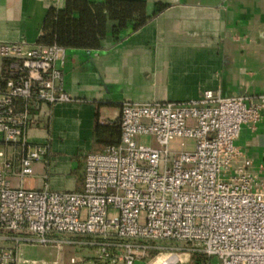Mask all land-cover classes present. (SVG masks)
I'll return each instance as SVG.
<instances>
[{"label":"built area","instance_id":"2783aa9c","mask_svg":"<svg viewBox=\"0 0 264 264\" xmlns=\"http://www.w3.org/2000/svg\"><path fill=\"white\" fill-rule=\"evenodd\" d=\"M67 59L58 44L0 42V264L30 262L27 244L55 246L54 264L66 248L69 264L86 253L106 264H264V173L236 144L263 120L264 94L124 102L119 120H101L120 126V141L86 154L81 191L24 185L49 154L29 137L36 115L73 100Z\"/></svg>","mask_w":264,"mask_h":264},{"label":"crops","instance_id":"0c3cea01","mask_svg":"<svg viewBox=\"0 0 264 264\" xmlns=\"http://www.w3.org/2000/svg\"><path fill=\"white\" fill-rule=\"evenodd\" d=\"M133 1L143 9L131 22L109 17L97 45L66 47L65 87L73 100L44 104L36 115L29 137L48 145L49 154L25 186L81 191L86 154L120 141L121 131L99 124L119 120L124 102L187 101L208 89L224 97L264 94V0ZM65 4L0 0V42L38 44L49 12ZM236 144L264 173V118L243 125ZM70 253L66 248L65 264ZM22 255L30 261L23 264H54L59 251L27 244ZM77 264L103 263L86 253Z\"/></svg>","mask_w":264,"mask_h":264},{"label":"trees","instance_id":"16d2710c","mask_svg":"<svg viewBox=\"0 0 264 264\" xmlns=\"http://www.w3.org/2000/svg\"><path fill=\"white\" fill-rule=\"evenodd\" d=\"M142 9L143 5L133 0H66L63 8L52 9L47 15L44 26L47 33L38 44L55 42L64 47L95 46L99 37L107 32L109 17L117 18L125 25ZM145 21L142 18L139 24ZM99 127L121 131L118 124L100 123Z\"/></svg>","mask_w":264,"mask_h":264},{"label":"rangeland","instance_id":"374dc122","mask_svg":"<svg viewBox=\"0 0 264 264\" xmlns=\"http://www.w3.org/2000/svg\"><path fill=\"white\" fill-rule=\"evenodd\" d=\"M143 139L145 140V139H149V138H147V137H143ZM170 245H179V246H185V243L184 242H176V243H171ZM40 247V246H39ZM166 254H168V252L166 253ZM180 255L181 256H183L184 258L185 257H189V254L187 253V252H180ZM157 263H159V261L158 260H156V261H153V262H151L150 264H157ZM218 263V258L216 257V256H214V258H213V260H212V264H217ZM104 264V263H103ZM106 264V263H105ZM137 264H139V263H137Z\"/></svg>","mask_w":264,"mask_h":264}]
</instances>
